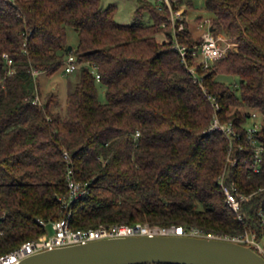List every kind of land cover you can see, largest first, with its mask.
<instances>
[{
    "label": "trees",
    "instance_id": "obj_1",
    "mask_svg": "<svg viewBox=\"0 0 264 264\" xmlns=\"http://www.w3.org/2000/svg\"><path fill=\"white\" fill-rule=\"evenodd\" d=\"M138 2L126 24L118 4L103 0H0V254L47 232L39 220L64 217L73 229L140 222L248 231L264 246V124L253 132L259 170L249 138L264 120V0H205L213 32L237 43L207 67L185 15L195 0L172 2L180 30L165 1ZM68 27L79 36L72 49ZM71 54L80 76L64 112L57 91L43 95L40 76ZM216 114L233 134L212 128ZM69 170L87 188L82 197L71 196Z\"/></svg>",
    "mask_w": 264,
    "mask_h": 264
},
{
    "label": "built area",
    "instance_id": "obj_2",
    "mask_svg": "<svg viewBox=\"0 0 264 264\" xmlns=\"http://www.w3.org/2000/svg\"><path fill=\"white\" fill-rule=\"evenodd\" d=\"M165 1L171 9V21L175 27V30L182 29L184 27V23L180 22L177 26L179 20H182L183 14L181 11H174L172 2L174 0H162ZM208 23L207 29L203 30L201 36L203 41L199 47V52L201 55V63L204 67L209 66V64L220 58L225 56L229 50L237 47V43H227L226 45L222 43L224 40L222 37L216 36L213 31H211L210 20L206 19L200 23L199 27L203 29L205 25ZM178 50H180L181 54L186 56V49L180 43L177 42L175 46ZM9 63H12L11 59H8ZM79 64L77 62V58L75 55L71 54L68 56L65 64V71L67 73L73 72L78 68ZM194 77L197 79V73L195 68H190ZM94 71L96 68L94 67ZM40 73L39 70H34V75L37 76ZM97 79H100L98 73H96ZM212 100V97H210ZM37 100L40 98L37 96ZM215 110H219L220 106L217 102H214ZM253 117L255 119L258 118V113L254 112ZM264 120L257 121L253 126L249 128V138L251 142L255 145L256 149V160H255V168L259 170L258 162L261 161V152L263 150V146L257 142L254 138V131L259 129L263 124ZM213 129L223 130L228 135L234 133L231 125H225L220 122L218 115L216 114L214 118V122L212 125ZM68 156V154H66ZM73 171L69 170L68 179H69V187L71 190V196L76 199L82 197L87 193V188L85 184L74 179L72 176ZM224 190L227 195L228 202L233 206L234 210H238L240 207V200L238 197L226 186ZM245 196H242L244 198ZM39 223L45 227H49L53 230V233H50V229L44 234L40 235L37 238L26 240L21 243L16 248L7 251L3 254H0V264H19L23 259L27 258L30 255H33L37 252L51 249L59 246H66L77 243H85L91 240H96L100 238H108V237H116V236H138V235H191V236H201V237H210V238H223L228 240H233L236 242H240L243 244H247L250 246H255L259 249V253L264 255V246L258 242L255 238L254 233L246 231L244 234L240 235H218L215 233H206L204 230L192 227L185 228L184 226H162L156 224L149 223H136V224H112V225H100L96 228L89 229H73L67 217H64L60 220L51 222H45L44 220H39Z\"/></svg>",
    "mask_w": 264,
    "mask_h": 264
},
{
    "label": "water",
    "instance_id": "obj_3",
    "mask_svg": "<svg viewBox=\"0 0 264 264\" xmlns=\"http://www.w3.org/2000/svg\"><path fill=\"white\" fill-rule=\"evenodd\" d=\"M19 264H264V255L250 245L223 238L138 235L54 247Z\"/></svg>",
    "mask_w": 264,
    "mask_h": 264
},
{
    "label": "rangeland",
    "instance_id": "obj_4",
    "mask_svg": "<svg viewBox=\"0 0 264 264\" xmlns=\"http://www.w3.org/2000/svg\"><path fill=\"white\" fill-rule=\"evenodd\" d=\"M111 3L118 4V13L116 15V19L121 23H132L134 22V11L139 6L138 0H103V5L107 6ZM186 17L188 16V20L191 23V29L193 30L196 36H201L203 30L207 29L209 26L208 23L205 25L203 29L199 27L200 23L203 20H200L198 16H202V18L208 19L211 17L210 12L207 10L205 6V0H195V9L190 8L187 10ZM216 36L222 37L224 40L222 41L223 44L232 43L234 39L227 36L226 33L223 32H215ZM68 42L72 46H76L78 43V33L73 27H68L67 31ZM80 76V70L77 69L71 73H66L65 66L60 68L59 70L55 71L52 74L44 73L40 76V83L42 85L43 91L46 95L51 89H54L59 94V110L66 111V101L67 95L69 91L73 89V86L77 82ZM220 78L223 80H233L232 76L230 75H220ZM99 97L102 101L106 100L105 90L100 87L99 88ZM264 122V121H263ZM50 233H53L51 225L49 226Z\"/></svg>",
    "mask_w": 264,
    "mask_h": 264
}]
</instances>
